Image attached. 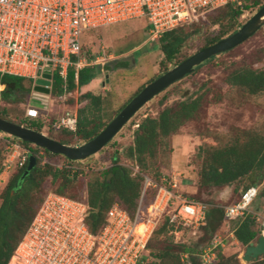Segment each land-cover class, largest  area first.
Listing matches in <instances>:
<instances>
[{
  "label": "built area",
  "instance_id": "obj_1",
  "mask_svg": "<svg viewBox=\"0 0 264 264\" xmlns=\"http://www.w3.org/2000/svg\"><path fill=\"white\" fill-rule=\"evenodd\" d=\"M229 3L240 4L241 0H0V74L36 81L47 78L45 74L51 70L52 77L47 79L52 89L55 72L68 77L69 69L75 67L78 76L79 69L91 64L82 57L83 38L89 30L146 17L151 23L150 38L159 39L169 30L208 19L210 13ZM26 117L40 118V107L30 106ZM139 125L140 121H135L133 130ZM51 126L56 131L75 132L78 113L68 110ZM30 154L28 147L15 142L2 171L23 167ZM85 161L70 162L65 167L90 172L112 166L111 159L107 163L101 159L93 164ZM122 165L130 168L133 176L141 173L137 162ZM149 185L157 186L145 175L143 195L134 215L114 203L99 233L92 232L87 223V190L79 199L49 192L8 264H153L146 247L163 214L167 213L172 222L200 226L209 205L179 193L176 182L171 188L159 186L156 198L147 205L144 194ZM258 193V186L244 190L238 201L225 208V219L249 214ZM262 225L260 235L264 236V220ZM175 234L180 238L182 231ZM225 241L220 234L214 237L204 250V264L216 260L215 249L224 247ZM183 261L192 264L188 254Z\"/></svg>",
  "mask_w": 264,
  "mask_h": 264
},
{
  "label": "rangeland",
  "instance_id": "obj_2",
  "mask_svg": "<svg viewBox=\"0 0 264 264\" xmlns=\"http://www.w3.org/2000/svg\"><path fill=\"white\" fill-rule=\"evenodd\" d=\"M259 7L244 9L238 19L237 26L229 29L230 32L227 36L234 29L240 28L246 23L259 10ZM220 13L224 15L223 10ZM202 21L207 22L210 29L206 28V32L191 38L178 55V59L172 64H168L167 67L162 63L164 54L159 47V39L150 38L151 23L146 17L130 19L87 31L83 39L82 57L85 62L91 61L87 63L102 64L97 77V87L91 90L95 94L104 96L100 113L101 121L107 125L143 85L148 84L153 78L165 73L167 69L173 68L182 60L204 48L210 39L220 34L222 26L212 27L208 24V19ZM148 38L151 41L148 44L145 43L147 45L144 47L145 44L142 43ZM142 47L144 48L141 49ZM139 49H141L140 52H138ZM117 59L124 62V65H128L114 67L120 66L119 64L122 63L115 61L116 63L111 64L112 68L103 66L106 62ZM245 67L255 69L264 67V26L243 44L205 62L193 73L155 96L134 115L133 120L128 122L104 151L89 157L85 162L93 164L94 161L100 159L103 162H109L117 151L121 153L123 149L133 144L134 130L132 124L135 121L141 122L148 115L158 116L165 106L175 105L182 100L201 96L202 105L197 116L187 121L176 134L161 143L157 157L149 160L148 167L144 170L157 181L164 178L169 185L176 182L178 184L176 190L192 199V196L195 195L192 193L193 188L196 187L197 189L198 186L199 171L203 160L199 155L200 147L223 145L243 130L264 135V92L251 94L242 87L231 86L227 83V77L232 71ZM53 82L55 87H60L63 90V94L60 96L52 95V99L48 101L46 107L48 109L40 108V118L29 119L26 117L27 109L31 106V96L28 89L18 92L17 102L8 103L0 100V113H3L6 119L20 124L21 121L28 120L42 121L44 123L42 132L44 131L45 134L53 138H66L73 146L85 143L75 134L66 136L64 134L70 133L54 130L51 124L68 110L79 115V109L87 104V100H82L81 96L90 89H82L81 87L70 89L68 77L60 75L59 72L54 73ZM0 135L7 136L8 134L0 132ZM14 138L17 141L21 140L18 137ZM41 153L46 158V152L41 150ZM119 155L122 163L134 162L123 154ZM67 159L63 155L47 156V160L61 166V168L70 163ZM70 161L76 162L75 160ZM16 171L17 169H12L0 173V204L2 202L1 193ZM93 172L94 175H83L81 178L88 181L90 178L100 175V170ZM77 182L81 185L84 184L81 179H77ZM249 184L250 180L245 178L231 186L205 190L201 197L196 199L206 202L209 206L212 203L219 204L223 207L225 216V208L235 203ZM257 186L259 193L251 205L250 213L260 217V220H257L258 227L263 228L264 178ZM51 188H53L51 179L48 178L42 190L35 194L36 200H38L36 208ZM166 215L167 213L160 218L159 225L162 224ZM232 221L233 219H224L214 233H218L226 239V246L222 248V252L226 256L239 258L241 264H250L242 258L247 246L237 242L231 235ZM181 228L182 234H180V238L175 237V240H180V242L191 246L194 257L203 260L205 252L203 254L200 252L208 248L212 236H207L201 225H183ZM163 238L162 236L160 239ZM260 258H264V255Z\"/></svg>",
  "mask_w": 264,
  "mask_h": 264
},
{
  "label": "trees",
  "instance_id": "obj_3",
  "mask_svg": "<svg viewBox=\"0 0 264 264\" xmlns=\"http://www.w3.org/2000/svg\"><path fill=\"white\" fill-rule=\"evenodd\" d=\"M263 5L264 0H241L240 4L229 3L210 13L208 16V24L212 27H219L220 25L222 29L220 34L210 39L204 47L226 37L230 32L229 29L237 26L238 19L242 15L244 9H251L258 6L262 7ZM222 10L224 15L220 13ZM203 22L204 21L196 22L169 30L159 38V47L164 54V61L162 63L166 67L168 64H172L178 59V55L191 38L210 29L207 22ZM238 29L239 27L234 29L233 32ZM147 44H145L144 47H146ZM141 49H139L138 52H140ZM217 56L218 55L213 56L207 61ZM115 61L122 62L117 59L106 62L103 66L105 65L106 68H112L111 64ZM202 64L196 68L201 67ZM119 65L120 66L116 65L114 67H124L128 64L124 65V62H122ZM101 68L102 64L85 65L79 69L78 77H76L77 70L75 67H71L68 73L69 88L74 89L76 87H82L92 79L97 78ZM166 71H168V69ZM157 77L153 78L151 81ZM24 80L25 78L23 77L0 74V85H5V88L0 90V100L7 101L8 103L17 102V94L19 91L23 90L22 84ZM227 83L231 86L242 87L251 94L264 92V67L261 69L250 67L236 69L228 75ZM146 85H143L135 95ZM52 93L54 96H60L63 94V90L53 85ZM81 97L82 100H87V104L79 109L77 130L73 132L62 129V131L70 133L64 134L66 136L75 134L86 142L94 138L107 126L100 118L104 96L95 94L92 91H87L82 94ZM126 104L121 107L116 115ZM201 105V96L189 98L175 105L165 106L159 112L158 116L148 115L143 118L139 127L133 131V144L123 149L121 153L117 151L111 159L112 166L100 170L99 176L92 179L90 178L88 181L82 179L81 176L89 174L94 175L93 171L95 170H91L90 172L77 170L73 172L71 168H61L49 160L44 162L45 157L41 154V150H44L49 157L59 154H54L45 148H41L26 141H17L14 137L8 135L0 136V173L3 170L4 161L11 152V148L15 142H20L23 146L28 147L31 150V154L36 155L38 158L36 167L25 177H23V173L28 166V161L23 167H17V171L11 176L1 193L0 264L9 263L38 207L44 200L43 198L37 208L35 207L38 201L36 200L35 194L42 190L48 178L51 179L53 187L50 189V192L79 199L83 196L85 190L88 191L90 210L87 223L94 233H99L102 230L106 223L107 212L116 202L134 215L139 200L143 195L145 175H148L144 170L148 167L149 160L157 157L161 143L165 139L176 134L187 121L197 116ZM0 117L5 118V115L0 113ZM21 124L40 132H42L44 126L42 121L35 120L21 121ZM55 139L71 145L66 138L55 137ZM119 154H123L127 158L137 162L141 173L133 176L130 168L120 164ZM199 155L203 159L202 166L199 171L197 191L195 195L192 196L196 201H201L196 198L201 197V194L205 190L231 186L245 178L250 180V184L246 187L247 189L250 186H257L264 178V135L249 130H243L238 132L229 142L223 145L200 147ZM67 160L72 162L69 159ZM111 172H113V176L109 181L108 176ZM77 179L84 181V184H82L83 186L77 182ZM152 180L157 186L149 185L147 187L144 194V200L147 205L156 198L159 186L166 185L171 188V185L167 184L164 178L158 181L153 178ZM224 219L223 207L217 203L210 204L206 220L204 224L201 225L205 234L207 236H212L210 245L214 237L218 234L214 232L219 228L220 223ZM257 220V215L252 213L245 216H237L233 219L232 232L241 244L247 246L250 242L258 239L261 228L258 227ZM183 225V223L172 222L168 214L164 217L162 224H158L146 247L147 255L150 257L153 264H186V262L183 261V256L185 254H188L192 264H204L201 258L198 259L194 257L191 246L184 242H180V240H175V232L182 231L181 227ZM162 236L164 238L160 239ZM222 248V246H218L215 249L217 258L212 264H241L239 258L226 256L222 252ZM204 250H202L200 254H203ZM250 264H264V258H260Z\"/></svg>",
  "mask_w": 264,
  "mask_h": 264
},
{
  "label": "water",
  "instance_id": "obj_4",
  "mask_svg": "<svg viewBox=\"0 0 264 264\" xmlns=\"http://www.w3.org/2000/svg\"><path fill=\"white\" fill-rule=\"evenodd\" d=\"M263 26L264 5L260 7L259 10L237 31L211 45L200 49L153 81L149 82L126 104V106L107 124V126L100 133L85 143L77 146L68 145L53 137H50L47 134H44L43 132L3 117H0V132L6 133L12 137H18L22 141H26L41 148H45L54 154L63 155L70 160L78 161L88 159L89 157L102 151L128 124L134 115L155 96L166 90L172 84L193 73L196 67L200 66L211 57L230 51L243 44ZM45 77H52L51 70H47ZM47 78H38L36 80L34 89L38 92H43L46 95H50L52 93V89L50 87V81ZM37 159L38 158L36 155H29L28 166L23 173V177L27 176L29 172L36 167ZM112 176L113 172H111L108 176L109 181L111 180ZM263 255L264 236L260 235L257 241H252L249 245H247L242 258L247 263H251L253 261H257Z\"/></svg>",
  "mask_w": 264,
  "mask_h": 264
},
{
  "label": "crops",
  "instance_id": "obj_5",
  "mask_svg": "<svg viewBox=\"0 0 264 264\" xmlns=\"http://www.w3.org/2000/svg\"><path fill=\"white\" fill-rule=\"evenodd\" d=\"M150 41V38H148L146 41H144L142 44H145V43H148ZM97 81H98V78L94 79L93 81H91V83L87 84V85H84L82 86L81 88L82 89H90V90H87V91H91L92 89H95V87H97ZM23 90L22 91H27V89L29 90L30 92V96H31V106H37V107H40L42 109H46V106L48 105V101L50 99H52V95L53 93H51L50 95H46L44 94L43 92H38L34 89V86L36 85V81L35 80H32V79H27L25 78L24 82H23ZM53 85H54V82H53ZM5 88V85H0V90L4 89ZM52 91H53V87H52ZM43 95V96H42ZM54 96V95H53ZM36 105H35V104ZM46 103V104H45ZM41 105V106H39ZM46 105V106H45ZM44 106V107H43ZM48 109V108H47ZM46 109V110H47ZM43 133L45 134V132L43 131ZM12 137V136H11ZM197 189L196 187L193 188V191L192 193H196ZM232 237L235 238L234 236V233L232 232L231 233ZM236 239V238H235ZM237 242H239L237 239H236ZM225 246H226V243H225Z\"/></svg>",
  "mask_w": 264,
  "mask_h": 264
}]
</instances>
